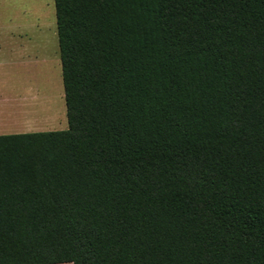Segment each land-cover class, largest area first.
Segmentation results:
<instances>
[{
	"label": "trees",
	"instance_id": "16d2710c",
	"mask_svg": "<svg viewBox=\"0 0 264 264\" xmlns=\"http://www.w3.org/2000/svg\"><path fill=\"white\" fill-rule=\"evenodd\" d=\"M67 128L0 134V264H264V0H53Z\"/></svg>",
	"mask_w": 264,
	"mask_h": 264
},
{
	"label": "rangeland",
	"instance_id": "374dc122",
	"mask_svg": "<svg viewBox=\"0 0 264 264\" xmlns=\"http://www.w3.org/2000/svg\"><path fill=\"white\" fill-rule=\"evenodd\" d=\"M11 41L23 43L24 61ZM0 45V132L66 129L53 0H0Z\"/></svg>",
	"mask_w": 264,
	"mask_h": 264
},
{
	"label": "crops",
	"instance_id": "0c3cea01",
	"mask_svg": "<svg viewBox=\"0 0 264 264\" xmlns=\"http://www.w3.org/2000/svg\"><path fill=\"white\" fill-rule=\"evenodd\" d=\"M10 44H11L10 45V47H11L10 55H12L13 57H16V56L21 57L23 59V61H24V59H25V49H24L23 43L14 42V41L12 42L11 41ZM0 47H1V45H0ZM0 124L2 126V124H4V123H0ZM3 126H6V125H3ZM39 131H48V130H39ZM33 132H35V131H33ZM13 133H24V132H13ZM0 134H9V133L0 132Z\"/></svg>",
	"mask_w": 264,
	"mask_h": 264
}]
</instances>
